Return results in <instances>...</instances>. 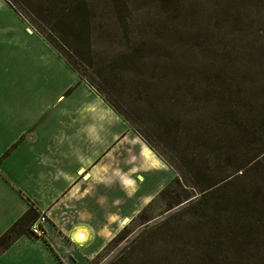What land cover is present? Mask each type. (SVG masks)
Returning a JSON list of instances; mask_svg holds the SVG:
<instances>
[{
    "label": "rangeland",
    "instance_id": "1",
    "mask_svg": "<svg viewBox=\"0 0 264 264\" xmlns=\"http://www.w3.org/2000/svg\"><path fill=\"white\" fill-rule=\"evenodd\" d=\"M88 1L92 17L90 39L86 41L80 35L71 43L76 54L71 47H61L63 54L82 79L109 99L132 128L150 140L175 168H179V163L174 150L183 144V137L176 136L178 128L186 131L191 126L188 122L198 121L216 127L223 124V90L237 97L252 119L260 105L264 109V0ZM30 63L40 70L48 66L40 61ZM23 70L25 66L14 78L12 89L6 87V82L0 85L2 99L21 102L29 112L35 110L30 101L51 106L47 104L52 100L46 92L50 86L45 85V77L30 71L27 80ZM80 83L79 79L66 78L63 92L68 100H74ZM12 97L16 98L10 100ZM4 145L0 142V148L4 147L7 153L13 142ZM238 147L237 142L223 139V162L215 163V168L223 170V176L239 165ZM247 148L251 150L252 146ZM234 187L243 194L251 193L257 203L261 201L258 198L264 201V158L232 181L223 193ZM178 210L177 206L167 211L165 201L155 198L143 211L152 220L143 223L141 217H136L140 211L123 226V236L128 237L109 242L90 264H109L144 225L153 227ZM226 210L223 206L219 217L184 213L162 229L149 228L145 246L138 243L134 254L127 253L118 264H132L137 254L145 256L152 247L165 260L176 257L172 246L185 250L180 238L186 229L178 227L188 218L193 220L189 225L193 236L190 249H210L222 261L201 264H264V239L246 232L249 237L244 238L241 231L236 235ZM230 236L235 243L227 242Z\"/></svg>",
    "mask_w": 264,
    "mask_h": 264
},
{
    "label": "crops",
    "instance_id": "2",
    "mask_svg": "<svg viewBox=\"0 0 264 264\" xmlns=\"http://www.w3.org/2000/svg\"><path fill=\"white\" fill-rule=\"evenodd\" d=\"M36 33L0 0V85L12 89L25 66L27 80L30 71L45 77L52 100L30 101L29 112L0 96V142H13L8 154L0 148V236L30 207L47 216L43 236L20 235L0 264H89L175 172ZM68 77L81 82L74 100L63 92Z\"/></svg>",
    "mask_w": 264,
    "mask_h": 264
},
{
    "label": "trees",
    "instance_id": "3",
    "mask_svg": "<svg viewBox=\"0 0 264 264\" xmlns=\"http://www.w3.org/2000/svg\"><path fill=\"white\" fill-rule=\"evenodd\" d=\"M6 2L31 28L50 43L80 75L78 69L63 54L61 47L68 49L71 47V52L76 54L74 52L75 45L71 44L72 41L76 42L80 35L84 36L86 41H89L92 29V17L88 0H6ZM41 25L47 28L45 29L46 31ZM86 82L90 84L88 81ZM90 85L103 97L97 88L92 84ZM103 98L123 116L121 111L109 99ZM223 103H225L223 105L224 123L220 124L219 127H216L212 123L205 125L198 121L195 124H193L194 122H188L191 126L186 131L178 128L177 139L183 137L181 147L174 150L177 152L175 154L178 159L179 168H175L150 140L135 130L149 147L159 157L164 159L175 172V177L155 198H161L165 201L167 211L177 206L180 210L170 214L166 219L155 224L153 227L144 225V229L137 237L129 242L130 245L122 250L119 256L109 264H118L127 253V255H133V251L138 243L145 246L148 239L146 235L150 231L149 228L162 229L169 222H173L176 216L184 213L196 216L219 217L218 214L223 213V206L227 209L226 214L228 219L234 222L233 229L236 235L241 231L244 233V238L245 236L249 237L245 234L246 232L264 239V201L258 198L261 201L257 203L256 197H252L249 192L243 194L237 187L226 191L225 194L223 193V190L232 181L237 180L256 162L262 161L264 158V109H260V105L259 109H257L256 118L252 119L248 117L247 112L244 111L237 97H231L230 92H226L225 90H223ZM123 118L128 121L124 116ZM223 139L229 142H237L239 144V152L236 151L240 154L238 156L239 165L224 176L223 170L215 168L216 161L223 162ZM219 145L221 146L219 147ZM247 146H252V149L249 150ZM239 171L241 173H238ZM175 185H179L180 188H175ZM146 208L147 205L136 216L141 217L143 223L152 220L145 216L143 211ZM38 215L39 212L34 207H30L3 233L0 236V253L7 249L22 234H28L36 238L42 237L43 234H35L30 229L31 225L38 218ZM192 224V218H188L178 227L186 229V234L180 238L185 250L178 249L179 246L173 244L172 248L175 251L176 257L165 260L159 251H155L156 247H152L151 249H147L145 256L144 254H137L134 260H132V264H162L167 261H173L176 264H201L207 261L222 262L219 260V256L210 249H202L197 252H193L190 249L193 236L189 225ZM178 228L175 227L173 229ZM125 232V228L120 230L110 243L126 239L128 236H123ZM167 235L170 237L169 234ZM170 242L173 243L172 241ZM227 242L233 244L235 243V238L230 236L227 238ZM148 250H150L149 253Z\"/></svg>",
    "mask_w": 264,
    "mask_h": 264
},
{
    "label": "built area",
    "instance_id": "4",
    "mask_svg": "<svg viewBox=\"0 0 264 264\" xmlns=\"http://www.w3.org/2000/svg\"><path fill=\"white\" fill-rule=\"evenodd\" d=\"M46 220H47V217L45 216V213L39 212L38 218L30 227L31 231L35 234L42 235L44 232L43 223Z\"/></svg>",
    "mask_w": 264,
    "mask_h": 264
},
{
    "label": "bare ground",
    "instance_id": "5",
    "mask_svg": "<svg viewBox=\"0 0 264 264\" xmlns=\"http://www.w3.org/2000/svg\"><path fill=\"white\" fill-rule=\"evenodd\" d=\"M79 239H84V236H83V235H80V236H79Z\"/></svg>",
    "mask_w": 264,
    "mask_h": 264
}]
</instances>
